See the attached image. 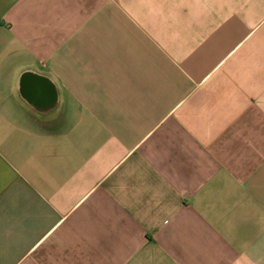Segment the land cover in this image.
Listing matches in <instances>:
<instances>
[{"label": "crops", "instance_id": "0c3cea01", "mask_svg": "<svg viewBox=\"0 0 264 264\" xmlns=\"http://www.w3.org/2000/svg\"><path fill=\"white\" fill-rule=\"evenodd\" d=\"M0 264H264V0H0Z\"/></svg>", "mask_w": 264, "mask_h": 264}]
</instances>
